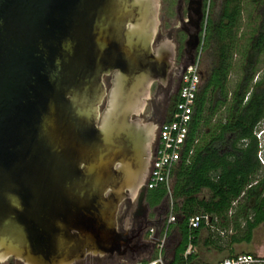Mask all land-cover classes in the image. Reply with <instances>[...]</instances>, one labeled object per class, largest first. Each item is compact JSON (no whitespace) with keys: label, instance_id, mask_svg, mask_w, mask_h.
Here are the masks:
<instances>
[{"label":"water","instance_id":"water-1","mask_svg":"<svg viewBox=\"0 0 264 264\" xmlns=\"http://www.w3.org/2000/svg\"><path fill=\"white\" fill-rule=\"evenodd\" d=\"M157 10L0 0V264L122 261L141 248L117 213L143 186L155 127L139 116L171 66L172 44H153Z\"/></svg>","mask_w":264,"mask_h":264},{"label":"trees","instance_id":"trees-1","mask_svg":"<svg viewBox=\"0 0 264 264\" xmlns=\"http://www.w3.org/2000/svg\"><path fill=\"white\" fill-rule=\"evenodd\" d=\"M251 4L247 18L252 26L241 53V75L231 92L226 88L227 76L231 56L236 51L243 0H221L218 12L205 17L203 26L199 25L202 38L198 42L213 60L206 72L200 73L181 161L172 172L170 194L174 222L169 230L175 228L176 241L168 257L165 247L168 264H205L193 251L184 255L188 247L190 250L198 247L202 230L208 234L201 245L220 251L219 236L209 229L220 231L230 226L235 231L240 228L242 236L227 237L225 245L231 246L248 242L251 231L264 223V176L256 179L260 164L254 133L264 116V77L250 86L257 59L264 51V0H251ZM219 110H224V116L214 120ZM189 150L191 154L185 161ZM202 190L208 197L199 199L197 195ZM145 191L155 199L154 202L146 200L149 208L161 202L166 194L162 188ZM239 200L242 205L238 217L230 219L227 213L231 204ZM193 215L205 219L191 229L187 220Z\"/></svg>","mask_w":264,"mask_h":264},{"label":"rangeland","instance_id":"rangeland-1","mask_svg":"<svg viewBox=\"0 0 264 264\" xmlns=\"http://www.w3.org/2000/svg\"><path fill=\"white\" fill-rule=\"evenodd\" d=\"M173 1V0H158V10H157V20L158 24L156 27V31L159 29L160 24V16L162 14V8L164 7L165 3ZM221 0H204V4L202 6V16L200 17L199 24L200 26H203L205 17H209L212 14H216L219 10ZM251 0H243V10L240 15L239 20V27L236 35V51L231 56V68L229 71V74L227 76V84L226 88L228 92H231L235 86V84L238 82L240 78V67L242 64V56L241 53L243 52L244 48L247 44V39L249 38L250 34V26H252V22L250 19L247 18V12L250 11L251 6ZM170 23L172 25H176L175 19L170 16ZM156 37V33L153 38ZM202 38V32L199 30L197 31V41L195 46L190 49L187 53L184 51H179L177 57H176V64L177 66L185 63L191 62V60L198 55L199 58V65L198 69L201 74H204L208 67L212 63V56L208 51H203L201 49V42L199 43L198 40ZM168 40L171 44L172 42L169 40V38L164 37L162 40ZM182 39V37H181ZM179 41V39H178ZM182 41V40H181ZM180 41V45L182 46V42ZM180 46V47H181ZM264 77V51L263 53L258 57L257 63L255 65V74L251 80L250 86L253 85V83L260 81ZM224 116V110H219L216 115L214 116V120H217L218 118H222ZM141 119V116H139ZM255 137L258 142V150L257 152V159L260 164V170L257 174L256 179H261L264 176V116L259 120V123L254 129ZM143 188V186L141 187ZM141 188L138 190L137 194L141 191ZM197 197L200 198H207L208 193L205 190H202ZM146 200L153 201L154 202V196L149 195L148 192H145L144 195V202L146 203ZM122 204V203H121ZM147 204V203H146ZM168 204V199L164 197V199L159 202L156 205H153L151 210L148 211V217H147V223L144 226L143 235L147 232L149 228H151L155 233L159 230V227L161 226L162 222L165 219L166 214V206ZM242 205L241 200L237 202H233L231 204L230 210L227 213V217L230 219L233 218V216L238 217V212L240 210V207ZM120 208V205L118 207V210ZM154 208V209H153ZM214 228L209 229L210 231H214V233H217L219 236L218 244H220V251H217L211 247H204L201 245L202 240L207 236L208 232L206 230H202L200 233V240L198 243V247L195 250H190L189 247L186 250V253L193 251V253L196 255L197 259L201 263L205 264H216L219 261L236 254L240 253H247L255 256H262L264 257V223L259 224L256 228H254L251 231L250 239L248 242H238L235 244H232L231 246H226L225 243L227 241V237L229 235L235 234L237 236H242L243 231L239 228L237 230H233L230 226L228 229L225 230H213ZM170 233L168 235V240L166 242V257L169 255V250L171 246L176 241V234H175V228H172L169 230ZM151 253V248L147 247L144 249H138L136 250L133 255L129 259H126L123 264L132 263L138 260H143L147 258ZM6 263H10L7 261ZM4 263V264H6ZM77 264H104L103 261H97L96 259L86 258L83 261L77 263Z\"/></svg>","mask_w":264,"mask_h":264},{"label":"built area","instance_id":"built-area-1","mask_svg":"<svg viewBox=\"0 0 264 264\" xmlns=\"http://www.w3.org/2000/svg\"><path fill=\"white\" fill-rule=\"evenodd\" d=\"M198 65L199 58L196 55L191 62L178 66L179 87L176 102L167 121L160 124L157 129V146L150 157L148 170L143 182L144 190L162 188L165 191V198L168 199L166 206L167 215L157 233L149 228L141 239V249L145 250L150 247V255L143 260L128 264H168L164 250L169 226L174 222L173 203L170 194L172 172L181 161V153L191 119L193 101L200 86ZM190 154L191 150L187 152L185 161ZM202 218L204 217L198 215L190 216L187 220L188 227L191 229L196 228ZM185 254L187 253L185 252ZM183 264L198 263L185 262ZM216 264H264V257L240 253L225 258Z\"/></svg>","mask_w":264,"mask_h":264},{"label":"flooded vegetation","instance_id":"flooded-vegetation-1","mask_svg":"<svg viewBox=\"0 0 264 264\" xmlns=\"http://www.w3.org/2000/svg\"><path fill=\"white\" fill-rule=\"evenodd\" d=\"M203 4L204 0H173L165 3L162 8L159 24L160 27L156 31V37L153 44L157 45L164 37H167L172 42L173 54L171 66L165 76L163 86L160 83H157L156 80L150 83L147 91L148 98L144 100L143 109L140 114L142 122H149L155 127L153 129L154 135L150 146L148 165L150 157L157 146V129L160 124L167 121L173 110L174 103L176 102V95L179 87L176 57L179 51L187 53L195 46L197 41L198 24L200 17L202 16L201 11ZM171 15L175 19L177 23L176 25H172L170 23ZM180 41L182 42V46L180 45ZM145 192L146 191L141 188L139 194H136L131 202L130 200H124L122 204H120V208L117 213L118 225L120 227H126L128 236L132 237L130 240L131 246L136 245V243L144 236L143 230L147 223L148 211L151 210V208H149L144 202ZM131 255H133V253L126 254L122 258V261L118 258L91 259L103 261L104 264H122L126 259H129ZM9 262L10 264H18L11 260Z\"/></svg>","mask_w":264,"mask_h":264}]
</instances>
